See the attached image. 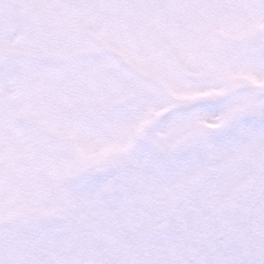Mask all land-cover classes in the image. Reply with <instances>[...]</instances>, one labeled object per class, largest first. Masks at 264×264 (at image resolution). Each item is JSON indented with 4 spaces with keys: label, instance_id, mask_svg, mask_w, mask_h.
Returning a JSON list of instances; mask_svg holds the SVG:
<instances>
[{
    "label": "snow or ice",
    "instance_id": "6c2138e0",
    "mask_svg": "<svg viewBox=\"0 0 264 264\" xmlns=\"http://www.w3.org/2000/svg\"><path fill=\"white\" fill-rule=\"evenodd\" d=\"M0 264H264V0H0Z\"/></svg>",
    "mask_w": 264,
    "mask_h": 264
}]
</instances>
